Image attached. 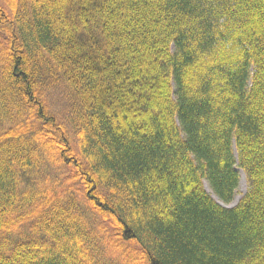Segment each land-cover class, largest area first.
<instances>
[{"label": "trees", "instance_id": "1", "mask_svg": "<svg viewBox=\"0 0 264 264\" xmlns=\"http://www.w3.org/2000/svg\"><path fill=\"white\" fill-rule=\"evenodd\" d=\"M0 264H264V0H0Z\"/></svg>", "mask_w": 264, "mask_h": 264}, {"label": "rangeland", "instance_id": "2", "mask_svg": "<svg viewBox=\"0 0 264 264\" xmlns=\"http://www.w3.org/2000/svg\"><path fill=\"white\" fill-rule=\"evenodd\" d=\"M244 177H245V175H244ZM245 181H246V179H245ZM204 185L209 186V184H208L207 181L204 182ZM206 190H207V189H206ZM246 192H247V183H246V190H245V192H243L241 189H239V192H238L237 195L235 196L234 201H233L230 205H226V204H224V203H222V204H223L224 206H228V207H230V208H234L235 206L238 205V203H239L240 200L244 197V195L246 194ZM209 193L212 195V194H213L212 190H209ZM14 240H16V238H14Z\"/></svg>", "mask_w": 264, "mask_h": 264}, {"label": "bare ground", "instance_id": "3", "mask_svg": "<svg viewBox=\"0 0 264 264\" xmlns=\"http://www.w3.org/2000/svg\"><path fill=\"white\" fill-rule=\"evenodd\" d=\"M205 188L207 189V191L209 192V190H211L210 189V187L209 186H207V185H205ZM240 189L243 191V192H245V190H246V181H245V177H244V174L241 172V182H240ZM213 195V194H212ZM213 197L220 203V204H222L214 195H213Z\"/></svg>", "mask_w": 264, "mask_h": 264}, {"label": "water", "instance_id": "4", "mask_svg": "<svg viewBox=\"0 0 264 264\" xmlns=\"http://www.w3.org/2000/svg\"><path fill=\"white\" fill-rule=\"evenodd\" d=\"M246 179V178H245ZM223 205V204H222Z\"/></svg>", "mask_w": 264, "mask_h": 264}]
</instances>
